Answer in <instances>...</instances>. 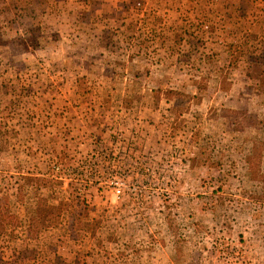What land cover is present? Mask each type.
Here are the masks:
<instances>
[{
  "label": "rangeland",
  "instance_id": "1",
  "mask_svg": "<svg viewBox=\"0 0 264 264\" xmlns=\"http://www.w3.org/2000/svg\"><path fill=\"white\" fill-rule=\"evenodd\" d=\"M0 264H264V0H0Z\"/></svg>",
  "mask_w": 264,
  "mask_h": 264
}]
</instances>
